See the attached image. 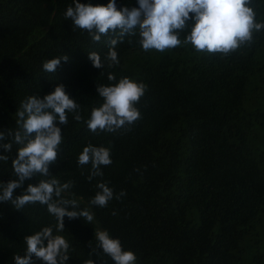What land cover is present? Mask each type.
Returning a JSON list of instances; mask_svg holds the SVG:
<instances>
[{
  "label": "trees",
  "instance_id": "trees-1",
  "mask_svg": "<svg viewBox=\"0 0 264 264\" xmlns=\"http://www.w3.org/2000/svg\"><path fill=\"white\" fill-rule=\"evenodd\" d=\"M109 2L0 0V132L6 136L0 145L12 144L10 152L0 147V155L8 157L0 161V184L16 179L12 161L21 145L14 143L15 114L21 102L33 95L43 99L63 85L79 109L66 113V125L57 123L62 143L49 172L61 185L73 182L59 198L77 202L68 210L93 216L91 222L64 217L58 232L47 205L17 210L0 202V264H15L13 257L26 254L24 238L45 227L69 243L66 264H115L97 247L95 232L101 230L133 252L135 264H264V29L225 56L184 43L191 20L179 32L181 44L164 52L144 51L138 30L123 38L110 32L94 42L65 20L75 3ZM116 6L138 7V2L116 0ZM248 6L255 22L264 24V0ZM112 39L119 40V64L109 67ZM89 53H97L104 67H93ZM64 55L68 60L54 73L43 70L45 61ZM109 74L116 79L109 81ZM124 77L146 85L135 105L140 118L114 133H93L84 121L103 104L97 87ZM257 101L259 108L250 112ZM88 145L110 149L112 160L91 180V163L78 164ZM49 178L36 174L13 198ZM99 183L113 190L103 208L90 203Z\"/></svg>",
  "mask_w": 264,
  "mask_h": 264
},
{
  "label": "clouds",
  "instance_id": "clouds-1",
  "mask_svg": "<svg viewBox=\"0 0 264 264\" xmlns=\"http://www.w3.org/2000/svg\"><path fill=\"white\" fill-rule=\"evenodd\" d=\"M138 7H123L117 10L116 0H110L107 6H92L75 3L69 6L64 14L65 20H71L72 30H86L94 42H99L102 35L110 32L123 38L125 35L139 34V44L144 51L156 50L164 52L181 44L179 32L188 27L192 21L190 33L184 43L191 44L197 52L222 53L227 56L242 45L251 42L253 32L264 29V24L256 23V13L248 5L251 0H137ZM191 14V15H190ZM118 39L110 41L107 60L108 66L119 64L115 46ZM93 67H104L97 53H89ZM61 60L67 61L66 55L43 63L45 72L54 73ZM109 81L116 77L108 75ZM146 85L124 77L118 83L110 86L97 87V93L103 98V104L93 108L90 119L84 121L90 131L114 133L126 125H132L140 118V112L135 106L145 94ZM79 105L66 94L63 85L41 99L39 96H29L21 102L15 116L19 130L14 134V143L21 145L17 156L12 161L16 176L6 184H0V202H11L17 209L28 204L39 202L47 205L49 214L57 220L56 230H64V217L76 219L84 217L93 220L89 211H69V206L77 207L75 200L59 199L62 192L70 189L73 182L63 185L49 172V167L57 160L58 149L62 143V130L59 125H66L67 112L77 113ZM81 121L79 114L74 116ZM9 136L13 133L9 132ZM5 133L0 132V141L5 140ZM5 152H10L11 143L0 145ZM8 157L0 155V161ZM91 163V175L102 176L101 166L112 163L110 149L88 145L78 156V164L85 166ZM36 174L50 177L41 180L36 186L29 184L23 194L13 198L14 191L21 189L26 180H31ZM98 191L90 203L101 208L106 207L113 199V190L105 183L97 185ZM124 193L121 192L120 196ZM58 199L54 200L53 197ZM119 199V196L116 197ZM97 247L109 256L115 264H135L136 256L131 251H124L118 239L110 237L107 231H96ZM26 254L13 257L15 264H66L68 261L69 243L61 235H53L52 227H45L36 234L26 236ZM46 242V243H45ZM95 252V249H92ZM36 258V261L33 260ZM85 264H93L88 260Z\"/></svg>",
  "mask_w": 264,
  "mask_h": 264
},
{
  "label": "rangeland",
  "instance_id": "rangeland-1",
  "mask_svg": "<svg viewBox=\"0 0 264 264\" xmlns=\"http://www.w3.org/2000/svg\"><path fill=\"white\" fill-rule=\"evenodd\" d=\"M259 105H260V102L257 101L253 106H251V107L249 108L250 112L253 111V110H255V109H257V108H259V107H258Z\"/></svg>",
  "mask_w": 264,
  "mask_h": 264
}]
</instances>
